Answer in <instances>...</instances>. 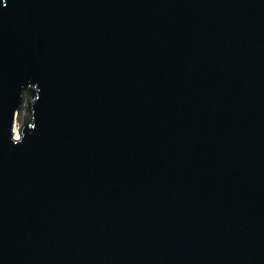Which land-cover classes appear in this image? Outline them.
<instances>
[{"label":"water","instance_id":"95a60500","mask_svg":"<svg viewBox=\"0 0 264 264\" xmlns=\"http://www.w3.org/2000/svg\"><path fill=\"white\" fill-rule=\"evenodd\" d=\"M0 264H264V0H0Z\"/></svg>","mask_w":264,"mask_h":264},{"label":"rangeland","instance_id":"374dc122","mask_svg":"<svg viewBox=\"0 0 264 264\" xmlns=\"http://www.w3.org/2000/svg\"><path fill=\"white\" fill-rule=\"evenodd\" d=\"M23 114H24V109L21 107V109L18 110L17 117L15 119V125L17 128L20 126V122H21V119L23 117Z\"/></svg>","mask_w":264,"mask_h":264},{"label":"bare ground","instance_id":"6f19581e","mask_svg":"<svg viewBox=\"0 0 264 264\" xmlns=\"http://www.w3.org/2000/svg\"><path fill=\"white\" fill-rule=\"evenodd\" d=\"M16 117H17V115H16ZM14 125H15V122H14ZM13 130H14V135L17 136V127H16V125L13 126Z\"/></svg>","mask_w":264,"mask_h":264}]
</instances>
